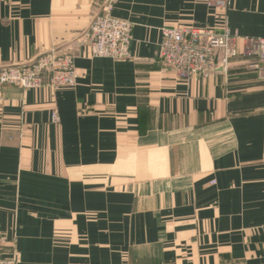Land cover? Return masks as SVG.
<instances>
[{"label":"crops","instance_id":"crops-1","mask_svg":"<svg viewBox=\"0 0 264 264\" xmlns=\"http://www.w3.org/2000/svg\"><path fill=\"white\" fill-rule=\"evenodd\" d=\"M106 0H0V71L55 51L73 88L0 85V238L18 264H264V82L242 39L264 0H113L130 58H91ZM225 29L239 55L181 81L161 29ZM221 69V70H220ZM58 122L51 121L53 112Z\"/></svg>","mask_w":264,"mask_h":264},{"label":"built area","instance_id":"built-area-1","mask_svg":"<svg viewBox=\"0 0 264 264\" xmlns=\"http://www.w3.org/2000/svg\"><path fill=\"white\" fill-rule=\"evenodd\" d=\"M232 0H206L221 23H225ZM113 0H106L100 15L93 18L86 32L88 55L117 61L130 58L132 25L111 15ZM242 56L247 67L259 81L264 82V39H242ZM239 55L237 36L227 29L214 33L207 29H161L160 62L174 71L177 78L186 81L194 76L206 77L217 68L227 69ZM77 73L73 57L55 51L43 53L27 65L6 67L0 71V85H14L22 89H39L48 86L54 90L73 88ZM53 123L58 122L54 111ZM5 238H0V264H18L16 254L8 257L2 251Z\"/></svg>","mask_w":264,"mask_h":264},{"label":"water","instance_id":"water-1","mask_svg":"<svg viewBox=\"0 0 264 264\" xmlns=\"http://www.w3.org/2000/svg\"><path fill=\"white\" fill-rule=\"evenodd\" d=\"M221 70V69H220Z\"/></svg>","mask_w":264,"mask_h":264}]
</instances>
